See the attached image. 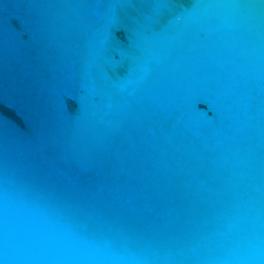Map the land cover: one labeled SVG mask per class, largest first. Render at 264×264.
Wrapping results in <instances>:
<instances>
[{
  "label": "water",
  "instance_id": "obj_1",
  "mask_svg": "<svg viewBox=\"0 0 264 264\" xmlns=\"http://www.w3.org/2000/svg\"><path fill=\"white\" fill-rule=\"evenodd\" d=\"M0 264H264V0H0Z\"/></svg>",
  "mask_w": 264,
  "mask_h": 264
}]
</instances>
